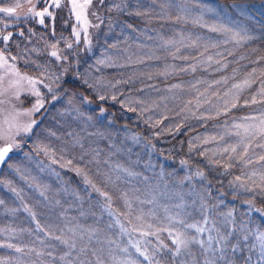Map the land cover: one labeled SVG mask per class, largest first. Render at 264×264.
<instances>
[{
  "label": "rangeland",
  "instance_id": "rangeland-1",
  "mask_svg": "<svg viewBox=\"0 0 264 264\" xmlns=\"http://www.w3.org/2000/svg\"><path fill=\"white\" fill-rule=\"evenodd\" d=\"M95 1L93 0L87 9L88 19L93 25H100L106 20V16L102 15L103 12ZM16 2L17 0H0V7H13ZM19 2L21 7L16 13L28 16L33 5L40 11L50 4L51 0H32L31 4L27 0ZM67 3L71 10L69 0H62L61 5ZM113 4L117 10L123 12H129L130 7H139L142 11L147 8L146 17L150 18L145 21H148V24L139 26L149 28L148 31L139 27L141 29H126L124 33L119 31L115 35L110 34L107 40L111 41V44L103 46L98 62L119 69L133 67V70L138 72H141L144 66L158 68L159 62L163 65L159 71L162 75L150 69L140 73V76L132 81H150L138 87V90L145 89L143 91L153 93L135 97L124 96L122 100L124 111L147 127L149 139H145L148 147L134 137L136 133L128 132L121 135L119 144L112 146L113 151L96 150L94 158L97 159L93 161L90 159L91 148L87 147L93 141L87 134V115L84 117V114H77L73 106H66L64 111H59L56 115L50 111L45 123L47 127L50 125L48 129L51 131L45 136L37 129L45 115L42 108L33 117L38 123L32 134L20 138L21 147L14 150L16 160L19 161L8 163L3 171L5 176L0 178L2 264H87V260L90 264H130L133 261L135 264H146L154 258L156 251L169 247L176 251L177 245L173 240L181 233L180 226H185L181 221L191 216L194 205L198 207L195 202V180L199 181L203 177L198 175L203 174L201 164L214 171L222 185L227 182L223 185L225 190L243 194L242 201L245 205L250 204L249 197L264 196L259 175L252 178L256 181L255 184L248 180L253 171L258 172L264 167V162L245 167L234 160L231 162L233 166L226 169L224 165L228 163L229 153L217 151L228 144L236 143L239 139L231 134L236 131L234 124L250 123L251 121H245L244 118L258 117L264 112L259 111V104L264 103H250L264 83V71L256 70L254 73L255 68L251 66V71H245L243 74V67L254 64L255 60L243 62L250 53L251 46L247 52L240 53L262 33V28L255 23L253 15L248 9L234 5L238 16L244 19L235 18L224 6L207 0H122ZM56 9L52 7L48 11L54 16ZM154 12L160 16H153L152 19ZM97 16L100 17L99 20ZM72 17L74 33V30H79V25L73 13ZM3 18L15 21L20 16L0 13V20ZM32 18L39 22V18ZM47 18L53 20L47 16L44 19ZM120 26L122 29L123 26ZM186 28L190 29L191 35ZM212 28L217 30L212 31ZM98 32V27H90V40ZM0 36L2 37L1 34ZM1 37L0 45L3 43ZM205 38H212L213 41ZM74 39L76 43L82 40L86 42L82 31L79 42L75 36ZM5 44L7 45L8 41ZM0 51L9 57L10 64H15L18 68L16 60H12L9 53L2 47ZM18 69L22 74L34 77ZM202 72L204 73L198 76ZM2 74L0 70V75ZM179 76L183 77L179 79ZM7 79L14 77L9 76ZM7 79L4 87H7ZM245 80H253V83L239 90L234 88L236 84L243 85ZM50 86L52 92H48L42 85L37 86L43 94L45 105L48 101L55 102L65 91L63 86ZM24 87L27 89L26 84ZM187 89L194 91L188 92ZM248 89H251V93L243 96L245 92H249ZM14 91L11 89L0 95V122L10 114L27 111L37 99L27 90L22 91L17 99L12 94ZM118 92L119 96L123 94V90ZM191 92L193 93L190 98ZM237 92V106L242 104L248 113H258L251 112L237 118L221 119L222 115L233 109L228 103L225 110V103L231 101L233 94ZM257 100H260L259 96ZM245 101L249 103L245 104ZM251 106L255 107L249 109ZM20 118L27 119L23 116ZM166 123L168 124L165 127ZM169 126L170 128H167ZM173 127L186 130L184 150L188 155L179 161L178 167L177 164L175 166L181 169L183 174L181 181H176L182 184L189 181L191 191L179 189L176 183L166 180L162 172L156 176L153 171L155 163L146 149L153 151V145L150 144L152 140L168 144L170 138L166 129ZM205 140H208V143H205ZM140 145L146 148L134 149ZM249 154L256 160L258 155L264 154V149L253 145ZM163 162H168V159ZM237 176L248 180L247 190L239 186L240 182L235 179ZM213 206L218 208V205ZM205 209L211 216V222L199 224L207 229L202 233H197L191 228L195 232L194 237L204 244H208L209 236L213 237L211 246L215 244L216 250L221 251L222 244L217 241L234 236H231L235 229L234 216L231 211L219 212L217 215L213 208L205 206ZM186 220V225L191 223ZM260 233H264V230L250 231L257 245L260 262L264 264L260 255ZM63 240L74 244V247L62 243ZM133 245L146 252L150 259L140 255ZM16 248L23 251L18 252ZM194 252H190L192 254L187 255L181 264H205L206 261L211 264H231L227 260H216V257L210 259L205 253L198 252V255L193 254Z\"/></svg>",
  "mask_w": 264,
  "mask_h": 264
},
{
  "label": "trees",
  "instance_id": "trees-1",
  "mask_svg": "<svg viewBox=\"0 0 264 264\" xmlns=\"http://www.w3.org/2000/svg\"><path fill=\"white\" fill-rule=\"evenodd\" d=\"M120 1L122 0L95 1L98 8L102 10V15L106 16V20L100 23L98 34L92 36L91 45L84 42V40L79 43L75 42L72 33L74 19L68 3L62 4L61 7L57 8L54 13V19L50 20L47 18L43 25L29 15L23 16V14L20 13H16L20 18L15 19V21H10L7 18L0 20V34L2 37L3 35L6 36L11 34V39L8 40L7 45L0 36L3 42H1L2 44L0 47L9 53L11 57H16L15 60L18 64V68L23 72L44 80L45 83L52 85L53 88L58 86L65 87L64 93H61L59 95L60 97L58 96L55 102L48 101L44 109H42L45 115L41 119L37 129H39V131L41 130V133L45 134V136L49 135L51 129H48L50 125L47 127L45 118L50 111H52V114L54 112L56 115L59 111H64L66 106L67 108L68 106H73V110H76L77 114H84V117L87 115V134H89L91 136L90 139L93 140L87 147L91 148L90 159L93 161L97 159V157L94 158L96 150L105 149L113 151L112 146L114 144H119L121 135L127 134L128 132L136 133L134 137L143 145L147 146L146 144H148V142L146 139H149L147 127L124 111L125 105L122 100L124 96L127 97L132 95L135 97L136 95L141 96V94L153 93L152 91H143L145 89L138 90V87L150 81L142 82L138 80L135 83L132 82L135 78L140 76V73L142 74L144 71L146 72L153 69L156 72L158 71V74L162 75V73L159 72L163 67L160 62L158 68H147L144 66L141 72L134 71L133 67L119 69L98 62V56L103 46L105 44H111V41L107 40V36L110 34L115 35V33L119 31L124 33L126 29H134L141 24H148V21H145L146 18H150L146 17L147 8L145 9L143 6H140L145 9L142 11L139 7H130L129 12L119 11L114 7L113 3H120ZM124 1L126 2V0ZM127 1L131 2L133 0ZM187 1L197 2L200 0ZM207 1L216 2L224 6L235 18L244 19V17L238 16V12H236L234 5L239 6V8L248 9L253 15V20H255L256 24L261 26L262 33L260 34L261 37H255L253 41L246 45V48L240 51V53L247 52L248 47L251 46L252 49H249L250 53L244 58L245 60L243 62L255 60L254 64L243 67V74L251 71L249 70L251 66L255 68L254 73L256 70L264 71V0ZM138 12L140 15L136 14ZM157 12H154V14L152 13V19L153 16L155 18L160 16ZM248 21L249 20H247V22ZM96 22H98V20H96ZM151 24H153V21H151ZM120 25L123 26L122 29L119 28L121 27ZM115 41H117V39ZM69 44L72 45L71 48L68 47ZM53 46H55V50L59 52L61 56L60 60H57L51 55ZM176 48H178V46ZM165 63H167V61ZM124 71L126 73H123ZM204 72L198 74V76H201ZM183 76L177 78L180 79ZM119 90H123L121 96H119ZM187 91H194V89H187ZM248 91L249 92H245L243 96L251 93V89H248ZM192 93L193 92L189 94L190 98ZM101 96H104L105 99L101 100ZM113 97H115V99H113ZM259 105V111H264V105ZM252 107L255 106H251L249 109ZM251 112L258 113L257 111ZM251 112L248 113L247 108L239 104L222 115L221 119L237 118L242 115L250 114ZM170 118H172V116H170ZM167 124L168 123L165 124V127ZM167 128H170V126ZM166 130L169 131L168 134L170 139L168 144H161L160 142L152 140L150 144L153 145V151L141 145L136 146L134 149H147L148 155H150L151 160L155 163L153 171L156 176H159L162 172L165 178H167L166 180H171L173 181L172 183H176V187H180L179 189L183 188L185 191H191V184L189 181H185L184 184L176 181V179L181 181L180 179L183 174L182 170L175 168V166L177 164L178 167L179 161L188 157L184 150L186 145L184 138L186 130L179 129L180 132H178L179 130L174 127ZM150 138H152V136H150ZM130 144H132V142ZM164 159H168V162H163ZM18 161L19 159L16 160V156L14 155L9 164ZM202 168L204 169L202 179L199 181L195 180V189H197V194L195 193L197 200L195 202L198 207L196 208V205H194L193 213L186 218L191 222L188 225L196 224L199 226V224L205 221V217H207V221L211 222V216L206 211L205 206L213 208L217 215L219 212L231 211L235 219V229L234 232L232 231L231 233V236H234L222 240V251H217L215 244L211 246V250H208L209 244L207 243H203L202 246L200 243L191 242L186 248H181L179 255L175 253L176 251L174 249L171 250L170 247L168 249L156 251L154 253V258H151L146 264H181V261L187 255L192 254L190 252L194 251L193 254H198V252L202 254L205 253L210 256V259L216 257V260H227L231 264H261L257 245L254 238L250 235V231L257 229L264 230V196L255 195L249 197L250 204L245 205L242 201L244 197L243 194L225 190L223 187L227 182L223 184V186L220 182V178L214 174V171L206 169V166L201 164V169ZM4 176L5 174L3 173L0 178ZM213 205H218V208H215ZM105 207H107V204ZM200 207H202V209ZM258 209L260 211H258ZM185 220L181 221L185 226H180L179 230L185 237L190 239L195 236V232L186 225ZM245 236L247 239H244ZM187 249H191V251H187ZM88 258L89 256L87 255V259ZM87 264H90L88 260Z\"/></svg>",
  "mask_w": 264,
  "mask_h": 264
},
{
  "label": "snow or ice",
  "instance_id": "snow-or-ice-1",
  "mask_svg": "<svg viewBox=\"0 0 264 264\" xmlns=\"http://www.w3.org/2000/svg\"><path fill=\"white\" fill-rule=\"evenodd\" d=\"M28 3H32V0H27ZM62 0H51L50 4H47L43 10H36L35 5H33L29 9V15L32 17L39 18V23H45V16L53 18V13L48 11L49 8L61 7ZM93 0H69L71 6V12L75 15V20L77 25H79V30H74V36L76 37V41L79 42L81 37V31L84 33L86 42L91 45V40L89 38V28L90 27H99V25H93L91 21L88 19L87 9L91 6ZM21 7V3L17 0L16 4L13 7H0V13L6 14L8 16H14L18 8ZM119 7V6H117ZM140 15V13H136ZM95 15V13H93ZM98 20L99 16L96 17ZM212 31H216V28H212ZM22 34V33H21ZM239 35L238 33L236 34ZM3 41L7 42L11 39V34L3 36ZM239 42V41H238ZM69 48L72 47L71 44L68 45ZM51 55L55 57L57 60L61 59V56L58 51L55 50V46H53V51ZM12 60H15L16 57H11ZM211 60V57L208 58ZM0 70H2L3 74L0 75V95H4L9 90L14 89L15 91L12 93L17 99H19L20 93L22 91L27 90L31 95L35 96L37 99L33 106L24 112H15V114H10L5 117L3 122H0V166H3L5 162L10 158V154L14 152V150H18L21 147V139L22 137L31 135L33 129L36 127L38 121L33 118L34 115L45 106V101L43 94L40 91L38 85H42L48 92H52V88L49 84L45 83L44 80L28 76L26 74H22L19 69L15 66V64L9 63V57L4 54L3 51H0ZM9 76L14 77V79H7ZM7 79V87H4L5 81ZM58 79V78H57ZM253 83V80H245L243 85L236 84L234 85L235 89H242L244 86H250ZM25 84L27 85V89H25ZM177 87H179L177 85ZM227 95V94H226ZM257 96L260 97V100H257ZM257 96H253L251 98L250 103H264V83L261 84L259 92ZM54 99L56 97H53ZM101 100L105 99L104 96L100 97ZM115 99V97H113ZM2 103V101H0ZM228 103L231 104V107L235 108L239 103V93H234L231 101L225 103V110H227ZM249 103V101H245V104ZM27 117V119H21L20 117ZM245 121H251L250 123H236L233 125V128L236 131L232 132V135L239 137V139L234 144H228L226 147L219 149L220 153H229L227 156V161L224 167L231 168L233 164L232 161H236L237 163L243 164L245 167L250 164L257 162H264V154H260L257 156L256 160H253V157L249 154V150L253 149V145L256 148L264 149V112L261 113L258 117H245ZM223 137H221L222 139ZM214 139V138H213ZM208 143V140L204 141ZM239 149V151H238ZM46 151V149H45ZM69 163H71L69 161ZM198 175H202L198 173ZM259 175V182L261 186V191L264 192V167L260 170L253 171L251 175L248 177V180L252 181V184H255L256 181L253 180V177ZM236 181H239L240 187L245 188L246 190L249 188L248 180H243L241 176H237ZM90 183V181H89ZM110 199V198H109ZM258 211H260L258 209ZM231 215V213H229ZM207 224V220L204 221ZM123 227V226H121ZM190 228H194L197 233H202L205 231V228L200 227L196 224L188 225ZM143 235H149L150 233H142ZM171 235V233H169ZM56 239H60V237H55ZM225 238H221V241H217L218 243L222 242ZM244 239H247L245 236ZM258 239L260 240V255L261 258L264 259V233L258 234ZM198 242L203 246V241L197 240L195 237L188 238L185 237L183 233L177 234L173 240V243L177 245L176 254H180L181 248H186L189 243ZM213 242V237L209 236L208 244L209 249L211 250V244ZM62 243L68 244L69 247H74V244H70L69 241L63 240ZM8 247H13L12 245H7ZM136 247V250L140 252V255L144 256L145 259H150L146 252H142L137 245H133ZM165 247H167L165 245ZM235 250V249H234ZM16 251L20 252L23 249L16 248ZM127 251V249H124ZM222 251V249H221ZM2 264V262H0ZM130 264H135V262H130ZM205 264H211L210 261H206Z\"/></svg>",
  "mask_w": 264,
  "mask_h": 264
},
{
  "label": "water",
  "instance_id": "water-1",
  "mask_svg": "<svg viewBox=\"0 0 264 264\" xmlns=\"http://www.w3.org/2000/svg\"><path fill=\"white\" fill-rule=\"evenodd\" d=\"M13 156H14V152L10 154V158L5 162V164L3 166H0V174L2 173L5 165L12 159Z\"/></svg>",
  "mask_w": 264,
  "mask_h": 264
},
{
  "label": "crops",
  "instance_id": "crops-1",
  "mask_svg": "<svg viewBox=\"0 0 264 264\" xmlns=\"http://www.w3.org/2000/svg\"><path fill=\"white\" fill-rule=\"evenodd\" d=\"M139 27H141V28H145L144 26H138V27H136V28H137V30H138V29H141V28H139ZM148 28H149V27H148ZM148 28H145V29H146V31H148V30H147ZM186 29H187V31H188V32L190 33V35H191V31H190V29H188V28H186ZM205 39H206V40H208V41H209V40L213 41V39H212V38H205Z\"/></svg>",
  "mask_w": 264,
  "mask_h": 264
},
{
  "label": "flooded vegetation",
  "instance_id": "flooded-vegetation-1",
  "mask_svg": "<svg viewBox=\"0 0 264 264\" xmlns=\"http://www.w3.org/2000/svg\"><path fill=\"white\" fill-rule=\"evenodd\" d=\"M19 9H20V8H18L16 12H18Z\"/></svg>",
  "mask_w": 264,
  "mask_h": 264
}]
</instances>
